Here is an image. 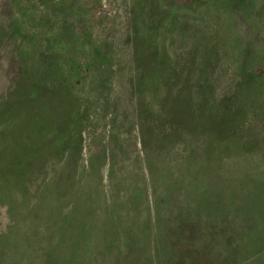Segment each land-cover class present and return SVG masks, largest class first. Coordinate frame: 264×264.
I'll list each match as a JSON object with an SVG mask.
<instances>
[{"label":"rangeland","instance_id":"1","mask_svg":"<svg viewBox=\"0 0 264 264\" xmlns=\"http://www.w3.org/2000/svg\"><path fill=\"white\" fill-rule=\"evenodd\" d=\"M0 264H264V0H0Z\"/></svg>","mask_w":264,"mask_h":264}]
</instances>
